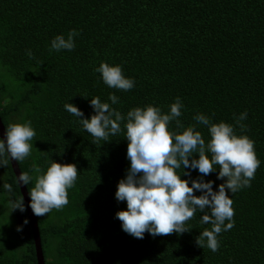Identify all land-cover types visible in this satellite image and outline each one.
Listing matches in <instances>:
<instances>
[{
	"label": "trees",
	"instance_id": "trees-1",
	"mask_svg": "<svg viewBox=\"0 0 264 264\" xmlns=\"http://www.w3.org/2000/svg\"><path fill=\"white\" fill-rule=\"evenodd\" d=\"M70 29L79 31L74 48L50 51V39ZM101 61L120 65L134 87L108 88L93 71ZM0 69L4 129L29 121L35 130L37 151L16 162L19 171L32 174L33 164L43 171L51 160L78 171L68 204L34 215L44 264H264V0H0ZM110 92L119 97L115 105ZM92 96L121 114L149 104L166 113L179 97L180 127L173 121L169 130L194 125L207 142L206 126L192 119L199 112L253 141L260 164L250 185L231 194L234 224L218 234L216 252L196 244L211 227L199 223L201 213L180 234L138 239L121 230L114 214L126 204L114 192L129 166L123 122L108 141L94 140L63 109L72 103L88 118ZM243 111L241 130L234 117ZM204 179L213 190L223 182L215 173ZM0 182L12 185L11 193L0 188L8 215L0 217V264H36L29 221L16 231L26 210L7 205L21 195L10 163L0 167ZM33 186L25 185L27 193Z\"/></svg>",
	"mask_w": 264,
	"mask_h": 264
},
{
	"label": "clouds",
	"instance_id": "clouds-1",
	"mask_svg": "<svg viewBox=\"0 0 264 264\" xmlns=\"http://www.w3.org/2000/svg\"><path fill=\"white\" fill-rule=\"evenodd\" d=\"M78 36L76 29H70L66 37L64 34L55 35L49 42L50 51L72 50L74 37ZM25 54L29 59L33 58L30 49ZM93 71L99 73L100 80L108 88L128 91L134 87V79L124 76L118 64L101 61ZM107 100L115 105L119 97L110 92ZM109 102L92 96L88 103L94 114L88 118H84L83 112L72 103H64L63 109L77 118L82 129L94 140L108 141L110 135L122 131L123 122L129 166L123 178L118 180L114 192L115 200L126 204L124 210L114 214L121 222V230L138 239H142L145 232L152 237L173 232L180 234L188 231L185 222L194 213H201L199 223L210 224L211 227L199 232L196 244L216 252L218 234L228 231L234 224L231 194L250 185L260 164L253 141L246 135L237 136L232 124L224 121L212 123L209 116L199 112L192 119L206 126L207 142L194 125L184 127L181 132L169 130L173 121L180 127L177 118L182 114L183 104L179 97L169 104L166 113L149 104L143 108H130L121 114L110 107ZM7 103L8 98L5 97L0 106ZM246 118V111L234 117L241 130L245 127L241 122ZM34 136L35 130L29 121L9 123L0 138V167H5L10 160L19 162L29 157L32 150H36ZM177 169L182 171L178 173ZM192 170L198 173L196 178L191 177ZM30 172L32 174L20 171L15 176V183L18 187L34 181V186L28 190V208L33 215L44 216L68 204V189L74 186L78 177L75 164L51 160L45 170L33 164ZM209 173H215L216 180L223 181L216 185L215 190L213 181L204 179ZM182 175L187 179H181ZM0 188L5 194L12 192V185L7 182H0ZM194 191L199 195H194ZM7 205L11 211L23 213L25 210L21 195L17 199H9ZM27 223L25 218L21 225H17L16 231L21 232Z\"/></svg>",
	"mask_w": 264,
	"mask_h": 264
},
{
	"label": "water",
	"instance_id": "water-1",
	"mask_svg": "<svg viewBox=\"0 0 264 264\" xmlns=\"http://www.w3.org/2000/svg\"><path fill=\"white\" fill-rule=\"evenodd\" d=\"M4 131H5L4 126L0 120V138L3 137ZM9 163H10L14 176H17L20 171L18 169L16 161L10 160ZM18 188H19V192L21 196L23 197V203L25 205L26 214H27L28 221L30 224V229H31L32 239H33V244H34V250H35L36 264H44L42 252H41V245H40V238H39L37 223H36L35 217L32 214L30 208H28V201H29L28 193L26 191L25 185H19Z\"/></svg>",
	"mask_w": 264,
	"mask_h": 264
},
{
	"label": "rangeland",
	"instance_id": "rangeland-1",
	"mask_svg": "<svg viewBox=\"0 0 264 264\" xmlns=\"http://www.w3.org/2000/svg\"><path fill=\"white\" fill-rule=\"evenodd\" d=\"M0 71H1V69H0ZM6 215L7 214H6L5 208L2 205H0V217H5ZM1 226H2V223H1Z\"/></svg>",
	"mask_w": 264,
	"mask_h": 264
}]
</instances>
